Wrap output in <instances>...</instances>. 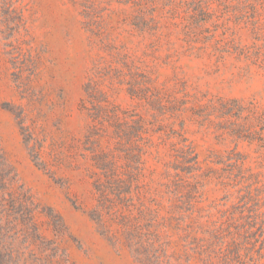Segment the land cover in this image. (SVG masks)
<instances>
[{
	"label": "rangeland",
	"instance_id": "374dc122",
	"mask_svg": "<svg viewBox=\"0 0 264 264\" xmlns=\"http://www.w3.org/2000/svg\"><path fill=\"white\" fill-rule=\"evenodd\" d=\"M98 167L132 183L117 242ZM0 175L44 238L23 264L54 239L68 264H264V0H0Z\"/></svg>",
	"mask_w": 264,
	"mask_h": 264
},
{
	"label": "trees",
	"instance_id": "16d2710c",
	"mask_svg": "<svg viewBox=\"0 0 264 264\" xmlns=\"http://www.w3.org/2000/svg\"><path fill=\"white\" fill-rule=\"evenodd\" d=\"M184 156L182 163H185V160H188V162L196 160V156H192L191 152L188 154L185 152ZM105 168L98 167L101 176L100 179L94 180L98 208V211H95L97 215L94 220L101 234L105 235L111 242L112 239L117 240V238L109 235L111 234V225L107 224L108 222L106 223L104 216L114 214L111 211H114L116 206L128 208L126 203L130 200L132 183L122 180L120 175H107L108 171H105ZM9 182H12V180H7L0 175V264H23L21 263L23 254L21 250H26L24 246L27 244L29 247L34 245L43 247L44 238L39 233L35 215L30 208L32 202L20 193H9ZM120 231V236L124 238L128 248L134 249L139 256L144 254L141 250L146 252L145 247L148 246L144 241L146 235L139 221L132 224L122 220ZM51 247L53 252L51 264H68L67 255L60 250L56 239L51 243ZM204 247L199 246L202 253L200 254L205 256L207 252L203 251ZM146 260L147 258H145V262Z\"/></svg>",
	"mask_w": 264,
	"mask_h": 264
}]
</instances>
